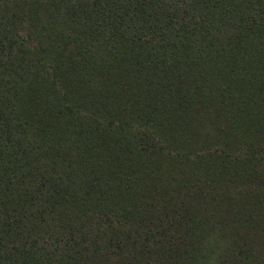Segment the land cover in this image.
Here are the masks:
<instances>
[{"label": "trees", "instance_id": "16d2710c", "mask_svg": "<svg viewBox=\"0 0 264 264\" xmlns=\"http://www.w3.org/2000/svg\"><path fill=\"white\" fill-rule=\"evenodd\" d=\"M0 264H264V0H0Z\"/></svg>", "mask_w": 264, "mask_h": 264}]
</instances>
